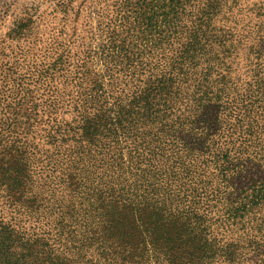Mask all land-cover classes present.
<instances>
[{
    "label": "trees",
    "instance_id": "obj_1",
    "mask_svg": "<svg viewBox=\"0 0 264 264\" xmlns=\"http://www.w3.org/2000/svg\"><path fill=\"white\" fill-rule=\"evenodd\" d=\"M228 1L223 15L239 8ZM250 1L245 15L216 20L200 71L182 65L189 45L176 49L172 70L128 86V102L78 97L70 116H50L43 108L60 107L56 86L53 100L32 104L22 88L0 118V197L17 215L43 212L50 228L27 232L20 216L0 215V264H264V0ZM27 26L19 22V38ZM191 86L199 103L180 94ZM187 101L200 106L197 164L186 163L192 150L181 137L164 148L184 127ZM160 190L176 226L145 229L148 196Z\"/></svg>",
    "mask_w": 264,
    "mask_h": 264
},
{
    "label": "rangeland",
    "instance_id": "obj_2",
    "mask_svg": "<svg viewBox=\"0 0 264 264\" xmlns=\"http://www.w3.org/2000/svg\"><path fill=\"white\" fill-rule=\"evenodd\" d=\"M229 2L231 0L228 7ZM250 3V0H239V8L223 15V0H0V118L14 112L8 104L21 101L25 95L23 87L30 91L27 100L32 104L53 100L55 96L49 87L56 86L57 96L62 99L58 108H43L50 116H70L72 102L78 97L83 99L79 101L80 105L84 101L89 102L91 95L95 94L97 99L110 102L121 95L124 102H128V86L146 81L155 69H158V76L171 71V58L177 61L179 57L176 49L186 45L191 49L187 50V59L182 65L186 70L200 71L210 46L218 38L214 37L217 22L227 24L228 20H235L239 12L245 15ZM19 22L28 24L20 38L17 35L19 30L14 32ZM189 37H193L195 42ZM121 51L126 56L132 54L133 61L126 56L122 58ZM168 76L178 78L176 73ZM75 84L87 89L78 93ZM188 90L195 94V102L199 103L200 92L194 86L180 90V94ZM195 102L187 101V106L179 112L184 127L177 137H169L164 145L167 150L174 140L181 137L187 150H192L188 152L190 157L185 159L187 164H197L202 153L199 142L202 127L197 122L200 106ZM18 118L24 119L22 114ZM44 128V125H39V132ZM207 130L211 132L209 128ZM138 162L140 169L136 171L139 175L140 170L146 167L141 156ZM40 170L38 166L37 171ZM156 192L150 194L154 198L148 196L149 209L145 211L143 227L172 229L176 226L175 216L169 212L165 214L169 209L166 207L168 200H162L163 191ZM87 194L89 199L105 198L103 194L90 190ZM64 195H68V191ZM102 201L104 204L108 202L106 198ZM178 208L175 211L180 216L182 202ZM15 212L0 197V215L6 218L20 216L18 218L24 222L23 230L40 232L41 228L47 231L50 228L45 226L43 212H31L28 218ZM178 221L182 223L180 219Z\"/></svg>",
    "mask_w": 264,
    "mask_h": 264
}]
</instances>
